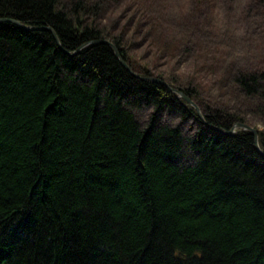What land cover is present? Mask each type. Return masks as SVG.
Masks as SVG:
<instances>
[{
  "label": "trees",
  "instance_id": "1",
  "mask_svg": "<svg viewBox=\"0 0 264 264\" xmlns=\"http://www.w3.org/2000/svg\"><path fill=\"white\" fill-rule=\"evenodd\" d=\"M65 6L0 0V19L51 25L63 47L49 30L0 21V264H264V155L254 134L219 131L236 121L223 109H204L218 128L208 126L106 43L73 54L111 40L132 69L162 78L96 22L103 3ZM236 81L264 99V72ZM141 107L153 110L145 125ZM164 111L195 132L163 122ZM259 136L264 150V129Z\"/></svg>",
  "mask_w": 264,
  "mask_h": 264
},
{
  "label": "rangeland",
  "instance_id": "2",
  "mask_svg": "<svg viewBox=\"0 0 264 264\" xmlns=\"http://www.w3.org/2000/svg\"><path fill=\"white\" fill-rule=\"evenodd\" d=\"M75 1L63 0L69 8ZM87 1L91 9L103 3L96 22L125 36L137 67L152 68L173 87L195 88V95L188 96L202 111L223 109L258 132L264 129V99L236 81L241 72L264 70V0ZM90 17L94 20L91 14L83 16ZM134 111L144 125L153 112L150 107ZM161 116L163 122L181 121L176 113ZM193 129L186 125L184 130L191 135Z\"/></svg>",
  "mask_w": 264,
  "mask_h": 264
},
{
  "label": "water",
  "instance_id": "3",
  "mask_svg": "<svg viewBox=\"0 0 264 264\" xmlns=\"http://www.w3.org/2000/svg\"><path fill=\"white\" fill-rule=\"evenodd\" d=\"M0 21H11V22H14V23H16V24H18V25H20V26H23V27H26V28H28L29 30L31 29H42L41 27H29V26H27V25H25V24H23L22 22H20V21H18V20H14V19H10V18H2V19H0ZM54 35L56 36V33H54ZM100 42H102V43H106V44H108V45H110V46H112L114 49H115V52H116V54H117V57L119 58V60H120V62L134 75V76H137V77H140L141 79H143V80H145V81H154V82H158V83H161V84H164V85H166L167 87H169L170 89H171V91L172 92H174V93H176V94H178L180 97H182V98H184L185 100H187L190 104H192L195 108H197V110H198V113H199V115H200V117L202 118V119H204V116H203V114H202V112H201V109H200V107L197 105V103L194 101V100H192L187 94H185L182 90H180L179 88H177V87H173V86H171L168 82H166V81H164V80H162V79H160V78H156V77H151V76H143V75H141V74H139L138 72H136L134 69H132V67H130V65L128 64V62L124 59V57L122 56V54H121V51H120V49L118 48V46L114 43V42H112V41H110V40H107V39H98V40H93L91 43H100ZM208 125H210V126H212V127H216V126H214L213 124H209V123H207ZM217 128V127H216ZM248 129H250L251 130V128L250 127H247ZM218 130L219 131H221V132H223V133H227L225 130H223V129H220V128H218ZM252 130H254V134H255V137H256V143H257V147H258V149L259 150H261L260 149V147H259V143H258V131L256 130V129H252ZM262 151V150H261Z\"/></svg>",
  "mask_w": 264,
  "mask_h": 264
},
{
  "label": "bare ground",
  "instance_id": "4",
  "mask_svg": "<svg viewBox=\"0 0 264 264\" xmlns=\"http://www.w3.org/2000/svg\"><path fill=\"white\" fill-rule=\"evenodd\" d=\"M63 1V0H62ZM24 24V23H23ZM26 25V24H25ZM20 26V25H19ZM28 26V25H27ZM21 27H23V26H21ZM29 27H33V26H29ZM23 28H25V29H28V28H26V27H23ZM42 28V30H49L51 33H52V35L54 36V38L56 39V41L58 42V44L62 47V42H61V40H60V37H59V35H58V33H57V31H56V29L53 27V26H51V25H48V26H45V27H41ZM29 30V29H28ZM31 30V29H30ZM33 30V29H32ZM54 33H56V36L54 35ZM93 40H91V41H89V42H86V43H83L80 47H78L74 52H73V54H76V53H79V52H81V50L82 49H84L85 47H87V46H89L90 44H94V43H91ZM112 47V46H111ZM63 48V47H62ZM115 50V49H114ZM72 54V55H73ZM125 59V58H124ZM126 60V59H125ZM131 67V66H130ZM264 72V70H260L259 72H257V73H263ZM140 78V77H139ZM141 79V78H140ZM143 80V79H142ZM192 105V104H191ZM193 106V105H192ZM194 107V106H193ZM197 109V108H196ZM201 109V108H200ZM198 111V110H197ZM165 112V111H164ZM201 112H202V114H203V116H204V119H202L201 117H200V115H199V117H200V119L205 123V124H207V123H209V124H212V123H210L208 120H207V118H206V116H205V113H204V110L202 111V109H201ZM177 114V113H176ZM199 114V113H198ZM177 115H179V114H177ZM180 116V115H179ZM181 117V116H180ZM180 123H182V125H183V128L185 129V126L187 125L188 127H189V129L190 128H192L193 127V125H194V128H195V124H192L193 123V121H190V123H186L185 124V122H183V120L181 119V121H180ZM185 124V125H184ZM208 125V124H207ZM208 126H210V125H208ZM247 127H250L251 128V130L250 129H248ZM218 128V127H217ZM196 129V128H195ZM220 129H223V128H220ZM252 129H256L257 131H258V129L256 128V127H252V125L248 122V121H246L245 119H241V118H238V121L236 120L235 122H234V124H233V126L230 128V130L229 131H227V130H225V129H223V130H225L227 133H225V134H230V135H235V134H237L239 131H243V130H248V131H250L251 133H255L254 132V130H252ZM194 130V129H193ZM254 136H255V134H254ZM258 145H259V147H260V149L262 150H259L258 149V147H257V143H256V137H255V144H256V147H257V149L264 155V150L262 149V147H261V144H260V136H259V132H258Z\"/></svg>",
  "mask_w": 264,
  "mask_h": 264
}]
</instances>
